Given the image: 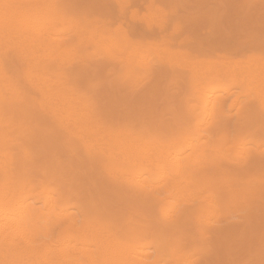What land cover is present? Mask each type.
Here are the masks:
<instances>
[{
	"label": "rangeland",
	"instance_id": "374dc122",
	"mask_svg": "<svg viewBox=\"0 0 264 264\" xmlns=\"http://www.w3.org/2000/svg\"><path fill=\"white\" fill-rule=\"evenodd\" d=\"M51 1L61 50L0 47L18 94L9 105L0 98V127L16 122L5 138H15L6 147L18 152L17 183L34 177L58 202L56 213L144 246L157 264H264V94L256 78L264 73V0ZM38 79L108 141L62 121ZM127 137L156 147L200 144L195 185L172 196L144 166L106 149ZM141 172L147 188L133 180ZM39 194L29 201L41 209ZM67 225L56 220L52 230Z\"/></svg>",
	"mask_w": 264,
	"mask_h": 264
},
{
	"label": "bare ground",
	"instance_id": "6f19581e",
	"mask_svg": "<svg viewBox=\"0 0 264 264\" xmlns=\"http://www.w3.org/2000/svg\"><path fill=\"white\" fill-rule=\"evenodd\" d=\"M58 24L59 19L55 12L54 4L52 1L50 2V0H0V47L3 46V43L8 41H16V43L22 47V50L26 49L28 51H34L35 53L47 50L48 55L50 52L51 54L54 52L56 53V51L59 49L61 50L64 47V40L62 41L59 39V36L61 35L59 28L57 29ZM69 42L71 43V41H68V43ZM211 68L214 69L213 67ZM128 73L129 72H127V74ZM217 75L219 76L221 74ZM256 78L258 81L257 87H260L262 93L264 94V73H258ZM37 84H39L42 91L49 97V101L55 107L56 112L63 117L62 121L68 122L74 129L83 135L84 138L95 139L94 137L96 136H98V138L102 137V133H100L99 130H92V128L89 127L86 117L77 111L75 107L76 105L74 103L72 104L71 101L69 102L65 97V94L57 93L48 87V80L38 79ZM17 96L18 94L6 77L0 61V98L7 105H9L10 103H13ZM207 99L208 98H206V100ZM213 102L214 101H212V99L207 100L209 108L214 110V112L212 111V114L217 112L215 111L216 108H214L216 105L215 103L217 102L212 105ZM3 106L5 107L4 104ZM7 108L10 109V107H6V112H8ZM13 113L15 114V112ZM213 116L215 117V115ZM207 117H209V114H207ZM3 123L4 125L0 127V171H2L6 177L5 180L0 179V264H157L156 260H151L152 256L149 254L150 251L147 252L144 246L139 245L129 247L125 242L117 239L113 234L109 233L105 229L95 227L94 225H78L77 220L68 216L65 211L56 213L55 209L58 208V202L53 199L52 194L47 190H39L35 188L38 187L40 183L39 185L34 183L37 181L36 179L33 181L34 174L32 175L33 180L29 179V181L31 180L32 182H24V184L22 183L23 185L18 184L16 177L14 178L16 174V169L14 170V162L18 158V152L13 148L11 149L10 147H6L10 144V142H15V138L10 137L12 139L11 141L6 140L5 138L6 136L13 134L16 122L14 124L12 121L6 119ZM213 131L215 130L210 132L214 134ZM101 139L108 141V139ZM123 139L118 141L110 139V142L105 144L106 149L114 152L115 155L126 156L128 158L127 160L132 163L134 162L138 163V165H141L142 167L144 166L147 169V172H149V177L152 180H155L154 183H162L164 186L169 185L172 190L170 191V195L173 196V193L176 190L185 189L191 186L193 187L195 185V175L193 176V171H195L196 167L200 164L196 158L205 151L202 150L203 147L200 144H195L193 141H190L189 143L184 142L186 145H182V142L181 145L179 144L180 146L161 145L156 147L149 145L148 143L132 140V138L130 140L128 137V140ZM98 141L101 146V140ZM3 142H5V144ZM239 147L240 146L238 145V148ZM31 154H33V151L32 153L30 152L29 155ZM170 154L173 155L170 156ZM92 155L94 154H91V156ZM109 155H112V153ZM117 157L116 160H118ZM96 160L97 157L95 161ZM145 173L146 172H141L139 175H136L135 178L132 175L134 178L133 180L136 181L135 184L137 186H141L142 188H147V180L146 177H144ZM29 175L31 176V173ZM36 175L38 178L41 177L38 176L39 174ZM31 183L34 184L31 185ZM151 183L149 184L152 186ZM62 187L59 189L61 190ZM33 194L43 196V207L41 209H39L40 207L36 208L32 205V200L31 202L29 201L32 198L31 195ZM215 195L217 196L218 194ZM40 199L38 202H41ZM206 201L211 202L209 197L206 198ZM78 212L80 211L78 210ZM56 220H67L68 225L64 229L60 230V232H54L52 230V226Z\"/></svg>",
	"mask_w": 264,
	"mask_h": 264
}]
</instances>
